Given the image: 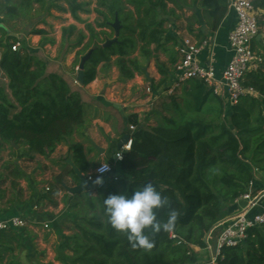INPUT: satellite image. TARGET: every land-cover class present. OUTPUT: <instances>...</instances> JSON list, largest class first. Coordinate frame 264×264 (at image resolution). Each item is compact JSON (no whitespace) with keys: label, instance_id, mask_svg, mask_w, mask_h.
<instances>
[{"label":"trees","instance_id":"16d2710c","mask_svg":"<svg viewBox=\"0 0 264 264\" xmlns=\"http://www.w3.org/2000/svg\"><path fill=\"white\" fill-rule=\"evenodd\" d=\"M253 2L264 11V0ZM90 4L80 0H0V16L8 22V26L0 22V67L15 101L0 85V147L15 142L26 145L30 152L48 154L83 126L86 115L80 85L49 71L45 59L23 47L13 50L21 36L8 37V28L11 20L43 12L49 15L52 9L70 10L77 17L79 11L88 12ZM188 5V0H96L98 18L86 24L90 38L77 62L92 46L98 47L85 64L82 85L92 82L99 65L114 57L122 80L143 72L144 62L151 58L165 75L160 54L169 53L170 62H178L173 50L177 39L170 34L169 24L179 17L178 9ZM200 7L213 30L228 10L227 0H200ZM116 18L121 25L118 41L103 47L115 35L111 23ZM259 25L264 26V12ZM76 30L75 26L65 28L64 39ZM31 33L46 31L33 28ZM75 36L77 45L86 38L82 30ZM253 47L264 57V42L255 39ZM205 85L198 83L193 91L172 99L171 116L162 117L157 125L135 127L131 148L113 164L101 187L91 193H67L68 210L61 217L72 219L73 232L63 235L64 250L58 256L62 264H197V248L206 246L227 203L248 190L252 167L264 173V66L246 73L243 85L255 93H244L230 107L227 121L225 103L213 88L208 86L202 97L198 95ZM71 150L74 162L87 174L84 146L75 144ZM73 177L78 183L74 172ZM147 183L168 199V205L157 210L158 219L165 221L175 210L176 228L171 233L146 229L154 247L133 249L126 234L108 223L103 201L110 194L125 190L130 194ZM25 245L19 230H1L0 264H22L19 253ZM217 264H264V225L251 228L243 244L224 248Z\"/></svg>","mask_w":264,"mask_h":264},{"label":"crops","instance_id":"0c3cea01","mask_svg":"<svg viewBox=\"0 0 264 264\" xmlns=\"http://www.w3.org/2000/svg\"><path fill=\"white\" fill-rule=\"evenodd\" d=\"M80 1H91L88 12L79 11L75 17L70 10L52 9L45 20L41 19L36 28L45 30V34H23L8 28V37L21 34L25 51L45 59L49 71L58 72L74 83L80 63L77 62L78 53L90 38L86 24L95 23L98 18L95 11L96 0ZM188 3V6L178 9L179 17L172 23L173 26L169 24L170 34L177 39L173 49L177 60L181 56L178 48L182 37L191 36L199 43L210 40L215 43V65L221 74L231 58L229 33L237 23V16L235 12L227 10L218 28L213 30L205 17L204 9L200 7V0H188ZM263 12L260 10L259 17ZM70 26H75L77 30L68 41L64 39V29ZM80 30L84 31L86 38L77 45L74 44L75 35ZM6 39L7 37L4 40ZM256 39L264 42L262 27ZM169 44L173 45L171 42ZM1 54L0 49V60ZM81 57L82 55L80 60ZM206 57L207 52H203L200 58L206 60ZM115 60L116 57L110 63H101L97 77L89 84H78L84 100L86 119L83 126L73 132L67 141L60 143L48 154L30 152L21 143H5L0 147V218L12 215L24 217L28 224L19 232L27 246L36 242L40 246V253H49L53 246L55 249L61 248L62 242L57 240L56 244L55 240L59 235L63 237L68 234L63 224L65 218L61 217L68 210L65 202L68 191L61 181L69 185L77 184L73 170L65 163L70 155L74 159L71 146H84L89 163L88 172L94 171L103 162L117 163L115 152L127 142V135H132L130 126L157 125L162 117L171 116L168 109L172 99L181 98L185 92L193 91L195 87L192 81H198L188 80L174 94H167L166 89L175 77L176 64L170 62V55L166 52L160 54L165 75L156 59L151 58L144 62L143 72H137L131 79L122 80ZM0 85L5 87L11 101L15 103L9 89V79L1 67ZM149 85L153 90L151 93L147 91ZM229 111L230 106H227L228 115ZM260 176L261 180L255 181V188L264 185V173ZM226 209L230 213L225 215ZM237 209L238 205L234 201L226 205L218 224L211 232V242L216 233L219 234L223 219ZM46 223L49 228H45ZM197 251L198 257L204 258L202 254L206 252L203 248L198 247Z\"/></svg>","mask_w":264,"mask_h":264},{"label":"built area","instance_id":"2783aa9c","mask_svg":"<svg viewBox=\"0 0 264 264\" xmlns=\"http://www.w3.org/2000/svg\"><path fill=\"white\" fill-rule=\"evenodd\" d=\"M228 10L235 12L237 23L229 33V50L231 58L226 68L220 74L215 65L214 46L215 43L205 40L199 43L191 36H184L179 45L180 59L176 63L175 77L172 84L166 89L167 94H174L183 83L188 80H198L206 83L213 88L225 103V106L237 104L244 93H255L253 88H247L243 81L247 72L258 70L264 66V57L254 50V40L260 32L259 12L253 0H227ZM173 24H170V26ZM22 47L20 39L13 45V50ZM207 52L206 60H202L201 54ZM75 83L80 84L76 79ZM148 92H152V87H147ZM130 129H135L131 125ZM133 141L130 135L127 142L115 152L116 161H121L124 152L131 148ZM103 163L109 165V170L100 173L98 169ZM94 171L88 172L86 177L96 180L98 176L102 178V183L97 184L96 188L103 185L105 177L112 172L113 163L103 162ZM254 176L250 181L248 190L234 200L238 209L227 215L221 222V232L217 238L216 249L210 241L203 250L208 254L207 259L199 258L197 264H217L218 257L224 248L243 244L253 227L264 225V185L255 188V181L260 179L263 173L259 168L252 167ZM28 222L24 217L12 215L0 218L1 230H21L27 226ZM49 225L46 223L45 227ZM205 260V261H204Z\"/></svg>","mask_w":264,"mask_h":264},{"label":"clouds","instance_id":"9594fccd","mask_svg":"<svg viewBox=\"0 0 264 264\" xmlns=\"http://www.w3.org/2000/svg\"><path fill=\"white\" fill-rule=\"evenodd\" d=\"M108 170L107 163L98 169L100 173ZM94 183H102V178L98 176ZM103 204L108 223L116 231L126 234L133 249L151 250L154 247L155 242L146 234V229H151L153 233L161 230L171 233L176 228L178 214L175 210L170 211L165 221L158 219L157 210L166 207L168 199L151 183L144 184L130 194L127 190L110 194L105 197Z\"/></svg>","mask_w":264,"mask_h":264},{"label":"rangeland","instance_id":"374dc122","mask_svg":"<svg viewBox=\"0 0 264 264\" xmlns=\"http://www.w3.org/2000/svg\"><path fill=\"white\" fill-rule=\"evenodd\" d=\"M47 16L48 15L45 12H43V13L37 14V15L34 14L33 16L28 15L27 17L24 16L23 18L20 17L18 19H14L16 21H15V23L13 25L11 24V22L13 20H11L9 22V26H10V28L15 29L16 32H23V34L24 33L25 34H31L32 29L38 27L37 25H38L39 21L41 19L45 20V18ZM0 22H4L3 16H0ZM5 24H6V26H8V22L7 21H6ZM262 32H264V26H262ZM20 36L22 37L21 34H20ZM192 82H193V85H194L195 88L197 87L198 83H201L200 81H192ZM204 88H205L204 90L202 89V90H200L198 92V95L201 96V97L209 89L208 86H206V85H205ZM199 93H201V94H199ZM196 103H197V105H199L200 101L197 100ZM224 119L226 121L229 119L228 113H225ZM228 213H230V210L226 209L225 215L228 214ZM64 221H65L63 223L64 224V228H66V231L68 232V235H69V234H71L73 232V229L71 228V226H73L72 219L70 217H68V218L66 217L64 219ZM45 228H49V226L45 227ZM220 232H221V230H220ZM218 236H219V234L216 233V235L213 237V240H212V245H213L214 249H216ZM57 240L59 242H63V237L59 235V237L55 240L56 244H57ZM39 250H40V246L38 244H36V242H34L32 245L31 244L28 245V246L25 245V247L22 248V250L19 253V260L21 261L22 264H62V260L60 258H58V256H60V252L62 250H64V249H62V248H59V249L56 248L55 249V246H53L49 253L48 252L47 253L46 252H44V253L41 252L40 253ZM66 251L68 252L69 250H66ZM202 256L204 257V259H207L208 254L205 253V254H202Z\"/></svg>","mask_w":264,"mask_h":264},{"label":"water","instance_id":"95a60500","mask_svg":"<svg viewBox=\"0 0 264 264\" xmlns=\"http://www.w3.org/2000/svg\"><path fill=\"white\" fill-rule=\"evenodd\" d=\"M115 31V35L112 38H108L105 42L102 43L103 47L109 46L112 43L118 41L120 35V21L118 18L115 19L114 22L111 23ZM98 47V45L92 46L85 54L82 55L77 73V80L82 84L84 83L85 78V64L87 60H89L93 54V51ZM130 135H127L126 140H128ZM13 145H16L15 142H12ZM66 164H69L74 174L79 178V182L76 185H69L66 182L61 181L62 186L68 191L70 194L78 193L83 190H88L90 193L97 187V184L94 183L95 180H90L86 177V175L81 171V169L76 165L73 159V155H70L66 161ZM218 224V223H217ZM216 227V226H215Z\"/></svg>","mask_w":264,"mask_h":264}]
</instances>
